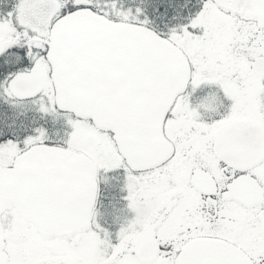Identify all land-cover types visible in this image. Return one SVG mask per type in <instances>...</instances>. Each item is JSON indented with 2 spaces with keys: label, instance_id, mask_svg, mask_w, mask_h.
Returning a JSON list of instances; mask_svg holds the SVG:
<instances>
[{
  "label": "snow or ice",
  "instance_id": "6c2138e0",
  "mask_svg": "<svg viewBox=\"0 0 264 264\" xmlns=\"http://www.w3.org/2000/svg\"><path fill=\"white\" fill-rule=\"evenodd\" d=\"M0 264H264V0H0Z\"/></svg>",
  "mask_w": 264,
  "mask_h": 264
}]
</instances>
